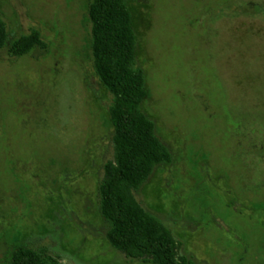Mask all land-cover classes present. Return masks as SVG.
<instances>
[{"label": "rangeland", "instance_id": "obj_1", "mask_svg": "<svg viewBox=\"0 0 264 264\" xmlns=\"http://www.w3.org/2000/svg\"><path fill=\"white\" fill-rule=\"evenodd\" d=\"M91 0H0V264H152L106 238L113 96L93 69ZM142 112L171 162L132 191L197 264H264V0H132ZM38 34L16 55L13 42Z\"/></svg>", "mask_w": 264, "mask_h": 264}, {"label": "trees", "instance_id": "obj_2", "mask_svg": "<svg viewBox=\"0 0 264 264\" xmlns=\"http://www.w3.org/2000/svg\"><path fill=\"white\" fill-rule=\"evenodd\" d=\"M132 0H91V49L93 69L112 94L109 108L114 126V160L105 164L100 186L101 213L109 223L110 245L129 258L152 264H197L178 254L171 231L134 198L153 169L171 162L169 149L155 134L154 122L141 110L148 97L144 70L136 63V35L132 27ZM5 34L0 27V48ZM39 44L38 34L13 42L16 55ZM11 264H47L30 248L17 246Z\"/></svg>", "mask_w": 264, "mask_h": 264}]
</instances>
